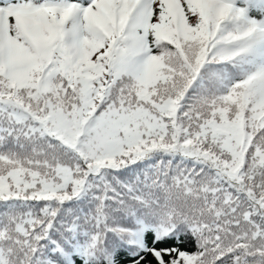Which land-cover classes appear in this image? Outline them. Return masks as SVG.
<instances>
[{"label":"snow or ice","instance_id":"snow-or-ice-1","mask_svg":"<svg viewBox=\"0 0 264 264\" xmlns=\"http://www.w3.org/2000/svg\"><path fill=\"white\" fill-rule=\"evenodd\" d=\"M0 264H264V0H0Z\"/></svg>","mask_w":264,"mask_h":264}]
</instances>
